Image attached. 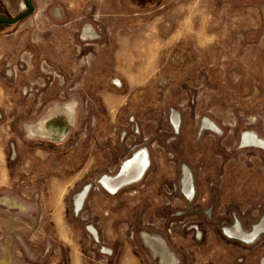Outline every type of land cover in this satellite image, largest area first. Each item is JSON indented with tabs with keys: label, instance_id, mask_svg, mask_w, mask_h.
Wrapping results in <instances>:
<instances>
[{
	"label": "rangeland",
	"instance_id": "rangeland-1",
	"mask_svg": "<svg viewBox=\"0 0 264 264\" xmlns=\"http://www.w3.org/2000/svg\"><path fill=\"white\" fill-rule=\"evenodd\" d=\"M0 264H264V0H0Z\"/></svg>",
	"mask_w": 264,
	"mask_h": 264
},
{
	"label": "bare ground",
	"instance_id": "bare-ground-1",
	"mask_svg": "<svg viewBox=\"0 0 264 264\" xmlns=\"http://www.w3.org/2000/svg\"><path fill=\"white\" fill-rule=\"evenodd\" d=\"M54 109V108H53ZM66 110V109H65ZM68 112V111H67ZM71 116V115H70ZM32 128V127H31ZM48 128V127H47ZM29 131L32 133V130L30 128H28ZM39 130V129H38ZM45 130V129H44ZM50 131V130H49ZM42 132V131H41ZM49 133V132H48ZM55 133V132H54ZM44 134V133H43ZM50 135V134H49ZM63 136V135H62ZM257 139V138H256ZM256 139L255 137H253V135L251 134H247V135H244L243 137V142L244 144H253V145H256ZM258 141V140H257ZM260 144V143H258ZM262 146V145H260ZM124 162V161H123ZM147 159L145 158L144 154H143V151L142 152H139L137 154H135L134 156H132L130 159L126 160L125 164L123 167L125 168H128V167H131V166H136L138 169H139V175L142 174L146 167H147ZM122 166V165H121ZM123 171V170H122ZM120 173V172H119ZM118 175V174H117ZM99 184L109 190V191H115L117 187H115L114 185H112L110 179L108 177H103L100 181H99ZM125 184V183H124ZM123 184V185H124ZM186 184V183H185ZM88 192V187H85L84 190L77 196L76 200H75V207H76V210H79L85 200V197H86V194ZM192 193V192H191ZM152 209V208H151ZM93 230V229H91ZM263 231V227H260V226H256L254 228V231L252 232V234L250 235V237H248L247 239L251 238V237H254V236H257L260 232ZM93 232V231H92ZM95 232V231H94ZM93 232V233H94ZM257 238V237H256ZM251 240V239H250ZM247 241V240H246ZM245 242V241H244Z\"/></svg>",
	"mask_w": 264,
	"mask_h": 264
},
{
	"label": "water",
	"instance_id": "water-1",
	"mask_svg": "<svg viewBox=\"0 0 264 264\" xmlns=\"http://www.w3.org/2000/svg\"><path fill=\"white\" fill-rule=\"evenodd\" d=\"M27 2H28V0H27ZM29 12H33V8H32V7H30V10H29Z\"/></svg>",
	"mask_w": 264,
	"mask_h": 264
}]
</instances>
